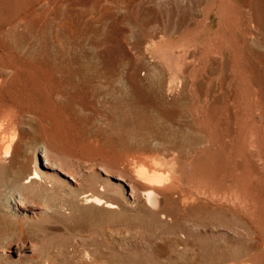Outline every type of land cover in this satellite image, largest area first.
<instances>
[{
	"label": "rangeland",
	"instance_id": "obj_1",
	"mask_svg": "<svg viewBox=\"0 0 264 264\" xmlns=\"http://www.w3.org/2000/svg\"><path fill=\"white\" fill-rule=\"evenodd\" d=\"M43 114L76 162L170 171L179 203L96 222L25 201L0 264H264V0H0V155L14 117L32 164Z\"/></svg>",
	"mask_w": 264,
	"mask_h": 264
},
{
	"label": "bare ground",
	"instance_id": "obj_2",
	"mask_svg": "<svg viewBox=\"0 0 264 264\" xmlns=\"http://www.w3.org/2000/svg\"><path fill=\"white\" fill-rule=\"evenodd\" d=\"M9 120L14 128L11 134L1 141L3 154L0 155V162L11 157L0 165L1 212L7 214L19 204L23 207L25 201L34 202L36 208L48 211L50 207H54L48 201L55 196L64 199L66 202L64 204L71 215L96 222L115 220L123 213V209L142 208L144 203L152 211H161L163 218L168 217L166 211L169 212L168 204L171 200H174L178 206V197L168 189L175 182V177L170 171L161 172L159 167L153 165H148L149 167L141 165L136 170L119 166L118 172L115 171L117 173L113 174L105 166L96 167L94 164L83 166L76 162L74 157L77 155V150L70 141L72 130L59 118L54 119L58 127L54 131L49 127L50 122L47 117L41 115L42 123L49 127L41 132L44 142L36 143L33 147L29 146L30 151L33 152L32 164L17 161L13 156L15 130L21 121L14 117ZM89 150L93 152L91 147ZM41 156L45 161L44 171L38 167V159ZM172 195L173 197L170 198ZM201 210L200 206L199 211ZM42 211L36 212L34 217H40ZM116 232L118 236H122V230ZM9 251H11L10 247L1 246L0 257H5ZM85 257L88 263L97 261L90 253ZM69 258H75L73 251ZM156 263L177 264L171 255L161 258Z\"/></svg>",
	"mask_w": 264,
	"mask_h": 264
}]
</instances>
